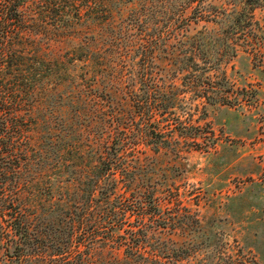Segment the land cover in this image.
Returning a JSON list of instances; mask_svg holds the SVG:
<instances>
[{
	"label": "trees",
	"instance_id": "obj_1",
	"mask_svg": "<svg viewBox=\"0 0 264 264\" xmlns=\"http://www.w3.org/2000/svg\"><path fill=\"white\" fill-rule=\"evenodd\" d=\"M116 2L0 0V247L17 264L187 260L171 235L196 211L157 155L214 147L206 104L258 103L225 66L240 46L264 69V0H152L121 19Z\"/></svg>",
	"mask_w": 264,
	"mask_h": 264
},
{
	"label": "rangeland",
	"instance_id": "obj_2",
	"mask_svg": "<svg viewBox=\"0 0 264 264\" xmlns=\"http://www.w3.org/2000/svg\"><path fill=\"white\" fill-rule=\"evenodd\" d=\"M149 1L152 0H117L116 18L126 17ZM252 1L237 0L241 9ZM208 2L226 7L228 0ZM255 17L263 23L264 8L257 9ZM45 43L47 51L58 54L83 43V37ZM225 70L239 89H256V106L250 109L243 102L233 107L206 104L204 121L213 131L214 147L205 152H184L183 158L163 151L157 155L160 178L173 181L182 203L196 211L194 217L198 219L196 225L194 217L189 216L186 220L192 226L185 232L177 223V230L171 235L173 247L177 249L182 240H187L191 254L187 260L174 264H264V69L255 63L250 52L237 46V54ZM159 237L160 241L165 239L164 235ZM11 252L12 248L0 247V264H17L10 258ZM30 264H47V260Z\"/></svg>",
	"mask_w": 264,
	"mask_h": 264
}]
</instances>
